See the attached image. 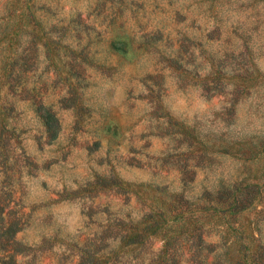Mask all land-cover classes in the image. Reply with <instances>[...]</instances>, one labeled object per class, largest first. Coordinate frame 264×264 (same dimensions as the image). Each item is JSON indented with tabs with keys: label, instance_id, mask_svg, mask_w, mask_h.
I'll return each mask as SVG.
<instances>
[{
	"label": "rangeland",
	"instance_id": "1",
	"mask_svg": "<svg viewBox=\"0 0 264 264\" xmlns=\"http://www.w3.org/2000/svg\"><path fill=\"white\" fill-rule=\"evenodd\" d=\"M164 248L264 264V0H0V264Z\"/></svg>",
	"mask_w": 264,
	"mask_h": 264
},
{
	"label": "trees",
	"instance_id": "2",
	"mask_svg": "<svg viewBox=\"0 0 264 264\" xmlns=\"http://www.w3.org/2000/svg\"><path fill=\"white\" fill-rule=\"evenodd\" d=\"M37 113L42 119L43 125L46 128V133L52 135L53 138H56V135L58 134V119L55 113L50 108H47L45 106L37 109ZM165 213L166 212H164L163 210L153 208L151 210V213L143 220H141L137 224H131L129 230L125 232L126 235L124 236V241H127L128 245L141 246L150 237H154L159 234H163L164 236H166L164 232H167V227L170 226H167L169 224L164 225L165 222H163V217H165ZM177 218L178 214L176 213V219L174 220L178 221ZM9 229L10 230H8L7 233H10L12 237L18 231L14 230L13 228L11 229V226L9 227ZM166 252L167 248H164L160 258H162L166 262V264H177L178 256H176L175 254H167Z\"/></svg>",
	"mask_w": 264,
	"mask_h": 264
}]
</instances>
